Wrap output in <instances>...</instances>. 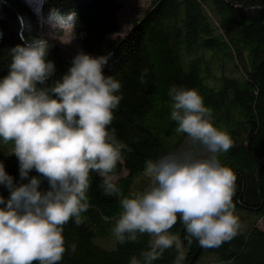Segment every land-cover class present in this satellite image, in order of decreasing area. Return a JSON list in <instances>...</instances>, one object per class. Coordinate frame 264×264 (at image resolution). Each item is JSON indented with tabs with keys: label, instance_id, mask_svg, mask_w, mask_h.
Segmentation results:
<instances>
[{
	"label": "trees",
	"instance_id": "obj_1",
	"mask_svg": "<svg viewBox=\"0 0 264 264\" xmlns=\"http://www.w3.org/2000/svg\"><path fill=\"white\" fill-rule=\"evenodd\" d=\"M0 1L2 79L10 70L11 49L23 43L21 37L31 40L45 31L38 5L27 0ZM46 1L61 13H78L75 35L84 49L93 56L112 54L104 73L120 82L116 94L121 100L108 130H115L116 140L127 146L109 173L117 176L112 181L118 194H106L104 177L90 171L89 207L81 213L82 223L77 225L72 218L63 226L66 251L58 264H131L133 257L144 264L143 253L150 251L155 237L145 233L138 234L136 241L117 240L115 249L100 246L97 239L111 234L112 223L123 212L121 200L135 196L130 193L132 184L145 174L147 162L175 154L187 136L183 133L173 145L165 143L178 128L171 117L172 87L196 90L211 109L214 126L233 140L229 151L217 157L237 176L233 203L235 209L243 210L238 215L242 229L219 247H202L195 237L189 243L178 217L169 232L186 252L173 245L151 264H176L178 256H183L180 264H196L206 251L230 264H264V0H152L124 36L119 16L123 0ZM46 38L54 44L47 59L55 62L57 70L38 87L50 88L68 71L73 57ZM4 159L0 146V161ZM5 170L15 183H27L17 168ZM48 187L43 179L41 189ZM0 194L7 199L9 190L0 185Z\"/></svg>",
	"mask_w": 264,
	"mask_h": 264
},
{
	"label": "clouds",
	"instance_id": "obj_2",
	"mask_svg": "<svg viewBox=\"0 0 264 264\" xmlns=\"http://www.w3.org/2000/svg\"><path fill=\"white\" fill-rule=\"evenodd\" d=\"M40 0V12L43 3ZM38 12V15L40 14ZM78 13L49 9L43 21L48 34L63 33L60 42L75 39ZM47 34L26 40L11 49L7 75L0 79V137L14 141L19 176L17 184L0 163V264H58L66 251L63 226L72 218L79 225L89 204L90 171L104 177L106 194H118L109 173L121 160L126 145L118 142L108 126L120 103L121 84L104 73L112 54L93 56L79 51L68 71L50 88L44 85L56 73L47 59L54 44ZM145 69L140 82L145 83ZM171 117L177 131L186 133L210 155L195 158L188 152L148 161L145 174L153 178L150 190L121 200L123 212L114 228L120 243L136 241L138 234L155 237L144 264L159 258L164 250L180 247L169 230L178 217L189 243L195 237L202 247H219L242 229L235 214L233 196L237 176L221 165L217 154L233 146L230 135L212 122L211 109L194 89L172 87ZM131 151V149H128ZM35 170L38 175L29 176ZM48 189L42 190V179ZM75 251V245L72 246ZM183 256H178L180 264ZM131 264H140L135 257Z\"/></svg>",
	"mask_w": 264,
	"mask_h": 264
},
{
	"label": "rangeland",
	"instance_id": "obj_3",
	"mask_svg": "<svg viewBox=\"0 0 264 264\" xmlns=\"http://www.w3.org/2000/svg\"><path fill=\"white\" fill-rule=\"evenodd\" d=\"M32 6L34 7H39V12H40V0H27ZM123 8L119 12L120 20H121V35L124 36L126 35L129 30L131 29L134 21L138 18H141L147 9L150 7L152 0H123ZM56 9L54 5L48 1L43 3V9L42 12H40V18L43 23L44 18L46 17L49 9ZM2 11V3L0 1V13ZM44 31L45 34L56 44H58L64 54L71 58L74 57L77 52L79 51H84L86 53H90L86 49L83 48L81 45L80 41L75 35V39L70 45H65L61 43L60 41L65 39L66 37L64 36L63 33L60 32H53L48 34V29L44 26ZM183 137V133L181 132H176L171 138L165 139V143L169 145H173L181 140ZM0 146L3 148L5 151V159L1 160L0 163H3L5 166V169H10L12 167L17 168L19 171V162L17 157L14 155V146L11 141L5 143L4 141H0ZM179 152H188L191 155H193L195 158H200L208 155L209 153L207 150L198 142L193 143L191 138L187 135L185 139L180 143L179 149L175 152V154ZM38 173L33 170L32 172L29 173V176H36ZM123 175H126L124 172ZM112 179H116L117 176H110ZM42 179V178H41ZM43 182V179H42ZM154 181L153 178L143 174L141 176H138L137 178L134 179V182L131 187V195H137V194H144L145 192L149 191L151 186L153 185ZM42 188V184H41ZM120 212V210L118 211ZM243 213V210H238L235 209V214L236 215H241ZM121 216V214H120ZM119 216V218H120ZM116 223H112L111 228L112 232L109 236L103 237V236H98L97 243L106 248V249H115L117 247V239L114 235V228H115ZM262 226L264 228V221L262 222ZM182 252H186V248L183 247L180 244ZM196 264H230L227 263L221 255L213 252H204L200 258L197 260Z\"/></svg>",
	"mask_w": 264,
	"mask_h": 264
}]
</instances>
